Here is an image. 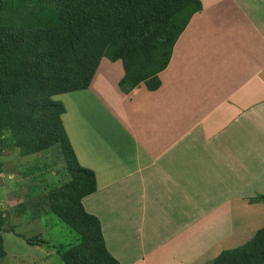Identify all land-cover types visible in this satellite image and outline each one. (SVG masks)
<instances>
[{"label":"crops","instance_id":"0c3cea01","mask_svg":"<svg viewBox=\"0 0 264 264\" xmlns=\"http://www.w3.org/2000/svg\"><path fill=\"white\" fill-rule=\"evenodd\" d=\"M199 1L201 9L191 15L174 42L167 65L157 74L160 84L155 90L147 89L142 82L121 90L122 62L101 58L87 88L52 96L65 107L60 115L63 128L78 163L94 172L95 191L119 185L126 189L130 182L129 187L140 193L144 183L142 194L146 195L159 185L164 179L157 170L161 158L152 145L162 141L161 120L167 115L171 134L174 130L177 133L180 122L185 121L187 127L183 130L188 137L198 138L200 130L202 137L209 135L214 145L210 150L212 160L217 157L221 165L226 160L235 165L233 172L239 181L225 209L228 223L222 217L225 211L213 216L207 211L196 218L195 211L203 212L208 206H167L176 222L175 233L166 236L163 243H155L167 251H149L145 234L134 248L128 241L136 228L144 230L148 206L160 210L164 206L144 200L138 208L144 214L134 215L135 219H143L140 224L125 220L127 214L119 215L120 208L108 206L111 214L107 219L106 248L120 264H211L221 250L244 244L264 227V202L246 197L264 194V149L245 148L234 140L242 131L236 116H250L252 120L264 107V0ZM98 119L105 121L107 131L122 135L126 142L127 153L117 156L125 170L116 177L107 174L114 166L102 173L92 156L94 146L87 132H93L90 129ZM133 123L140 127L137 131L132 130ZM154 126H159V135L151 131ZM217 207L218 212L220 207L224 210V206ZM177 211L183 215L180 220L176 219ZM198 227L201 232L194 230Z\"/></svg>","mask_w":264,"mask_h":264},{"label":"rangeland","instance_id":"374dc122","mask_svg":"<svg viewBox=\"0 0 264 264\" xmlns=\"http://www.w3.org/2000/svg\"><path fill=\"white\" fill-rule=\"evenodd\" d=\"M50 10L51 7L41 0H6L4 23L10 37L16 41V44L18 42L9 67L8 79L13 84L19 85L23 82L25 64L32 59L29 40L40 32V19L43 24L49 23ZM35 18L39 23H36ZM160 52L162 59L166 58L167 51L161 49ZM108 73L111 72L107 70ZM126 85H120L121 90L131 89L126 88ZM43 97L40 92L30 91L29 94L14 101L8 97L5 106H0V116L8 123L0 140V209L3 215L1 235L4 250L0 264H70L71 262L70 250L74 244V232L62 217H58L54 212L55 209L58 207L60 209L66 204L63 188L70 182L71 175L66 169V164L61 162L58 147L54 146V142L60 136L58 127L55 128L53 123L57 108L43 103ZM262 109H259L261 111L256 117L252 116V120L249 115L248 119L247 116L246 118L243 115L236 116V123L242 131L236 133L237 137L234 140L240 146L245 148L260 146L264 149V110ZM100 117L105 120L102 115ZM169 118L168 115L162 117V141L158 142L157 137L155 141L158 143L152 145V149L157 147L156 155L161 158L157 162L159 164L157 170L164 176L160 182L156 179L159 185L155 189L146 192L145 195L142 194L144 183L139 193L137 189L129 187V182L128 187L125 184L126 189L122 185L114 189L103 188L94 191L96 193L88 199L81 200L82 205H86L84 209L100 220L105 247V236L108 233L107 219L111 214L108 206L120 208L118 214L122 216L125 212L128 217L125 220L135 224H140L143 220L135 219L134 215L144 214V211L138 210L144 200L153 205L158 204L155 206H164L162 210L148 206L145 211L147 221L144 232L136 228L133 234L128 236L129 245L134 248L140 242V237L145 234L147 246H151L149 251L157 249L160 252L167 249H159V244L155 243L160 240L163 243L166 236L175 233L173 231L176 222L172 220L173 216L169 215L172 211L167 206H208L203 212L195 211L196 218L200 213L204 214L207 211L213 216V213L216 215L225 211L229 206V199L235 196V184L239 181L233 172L235 165L227 160L221 165L219 161L217 162V157L212 160L210 150L214 145L208 140L209 135L202 137L200 130L197 131L198 138L188 137L186 130H183L187 127L185 121L180 122L178 132L174 130L172 134H176L172 136L169 131ZM102 119H98L97 125L90 129L93 132H87L94 146L92 156L95 157L102 173L114 166L112 170L107 171V174L116 177L119 171L125 170L117 161L118 153L126 154L128 149L124 146L126 142L121 139L122 135L119 137L118 133L113 135L107 131L105 121ZM133 125V127L131 125L133 131L140 128L134 123ZM126 129L130 132L128 128ZM151 131L159 135V126L152 127ZM246 197L261 201L259 194ZM129 206L133 207L130 213ZM217 206H224V210H220V207L218 212ZM176 215L177 220L183 217L180 211H177ZM223 216L228 223V212L225 211ZM112 219L113 222L116 221ZM221 227L222 225L219 229ZM200 229L201 227L194 228L201 232Z\"/></svg>","mask_w":264,"mask_h":264},{"label":"trees","instance_id":"16d2710c","mask_svg":"<svg viewBox=\"0 0 264 264\" xmlns=\"http://www.w3.org/2000/svg\"><path fill=\"white\" fill-rule=\"evenodd\" d=\"M41 1L51 7L49 23L43 24L40 19V32L29 40L32 59L26 62L24 80L17 85L8 78L10 59L18 42L10 37L4 23L6 0H0V106H5L8 97L14 101L35 91L44 96L43 103L57 108L53 123L60 136L54 146L58 147L71 180L63 188L65 206L54 212L74 232L69 263L120 264L104 245L99 219L82 205L81 200L96 189L95 174L78 163L60 119L65 107L51 96L87 88L102 57L122 60L121 86L127 84L126 88H132L143 82L147 89L155 90L160 84L158 72L167 65L174 42L191 15L201 9V3L199 0ZM161 49L167 51L164 59ZM7 125L0 116V140ZM259 198L264 202V194ZM2 222L0 209V258L4 255ZM263 263L264 227L244 244L221 250L211 262Z\"/></svg>","mask_w":264,"mask_h":264}]
</instances>
